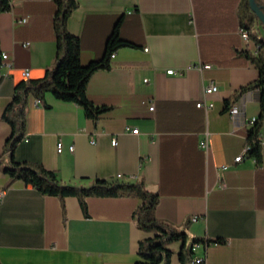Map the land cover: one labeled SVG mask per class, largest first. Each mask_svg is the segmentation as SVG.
<instances>
[{
  "label": "crops",
  "instance_id": "obj_1",
  "mask_svg": "<svg viewBox=\"0 0 264 264\" xmlns=\"http://www.w3.org/2000/svg\"><path fill=\"white\" fill-rule=\"evenodd\" d=\"M75 1L66 26L79 38L82 63L103 56L116 26L132 45L117 48L111 67L87 82V99L105 107L96 119L50 92L44 101L31 96L14 158L41 163L76 184L142 181L158 194L157 218L184 229L187 240L203 239L191 259L264 264V125L260 162L247 154L235 160L245 147L248 120L260 112L258 91H245L225 106L258 76L247 53L257 52L264 27L253 21L245 28L248 41L241 37V0ZM56 8L53 0H10L0 11V52L9 56V64L0 66V157L11 132L2 112L15 84L42 77L53 65ZM21 17L27 22H17ZM210 82L218 89L205 93ZM234 105L241 111L236 119L227 111ZM205 133L208 152L200 143ZM84 200L83 208L76 195L43 194L10 180L0 165V264H133L139 240L153 234L133 217L141 198ZM180 244H171L169 264H181Z\"/></svg>",
  "mask_w": 264,
  "mask_h": 264
},
{
  "label": "trees",
  "instance_id": "obj_2",
  "mask_svg": "<svg viewBox=\"0 0 264 264\" xmlns=\"http://www.w3.org/2000/svg\"><path fill=\"white\" fill-rule=\"evenodd\" d=\"M57 8L53 17V29L56 41V54L53 65L46 69L44 76L27 78L18 81L14 86V93L4 107L2 118L11 126V132L3 144L0 157L2 170L8 174L10 180L21 179L41 191L43 194L76 195L82 207H85L86 196H135L141 198V203L133 213L136 224L145 230L152 231L151 236L142 238L138 242L137 258L133 264H169L173 250L171 244L180 241L178 257L181 264H188L191 260L194 243L203 241L202 238L192 237L187 240V232L156 217L155 208L159 201L157 192L149 190L142 181L124 182L115 179H94L89 184H76L63 180L55 171L46 169L41 163L16 160L14 150L25 134L26 115L29 98L35 97L44 101L45 93L50 92L56 98L73 101L84 107L86 115L96 119L105 109L94 106L86 95V86L90 76L99 69L111 67L113 52L131 42L121 38L117 26L106 41L103 56L88 63L80 60L81 45L78 36L72 34L66 26V19L76 7L75 0H53ZM264 8V0H255ZM10 7V0H0V11ZM242 28H248L253 21H259L251 10L248 0H241L238 11ZM250 36V32H249ZM256 39V36H253ZM256 53H247L249 59L258 70V76L251 82L244 84L226 100V107L239 94L248 90H257L260 102V112L253 124L247 130L249 150L247 155L260 162L262 145L259 132L264 125V39H258ZM1 61V58H0ZM215 241H220L216 239Z\"/></svg>",
  "mask_w": 264,
  "mask_h": 264
},
{
  "label": "built area",
  "instance_id": "obj_3",
  "mask_svg": "<svg viewBox=\"0 0 264 264\" xmlns=\"http://www.w3.org/2000/svg\"><path fill=\"white\" fill-rule=\"evenodd\" d=\"M27 20H28V17H21V18L17 19V22H19V23H25V22H27ZM260 24H261V23H260ZM239 32H240L241 37H242L243 39H245V40L248 41V39H249V31H248L247 29H245V28L240 27ZM111 56H112V55H111ZM0 58H1L0 66H1V65L9 64V61H8L9 56H8L7 53L0 52ZM204 66H205V67H210V64H209V63H205ZM166 72H167V73H174L175 71H174V69H167ZM23 74H24L25 77H27V76H28V71L25 70ZM217 89H218L217 84L214 83V82H210V83L205 87V93H210V92L216 91ZM196 105H197L198 107H200L201 105H204L205 108H208V107H210L212 104H211V103L206 104V103L198 102V103H196ZM153 107H154V106H153V103H152V101H150V103H149V108H150V109H153ZM227 111H228V113L231 115V117H233L234 119L238 118L239 115H240V112H241L240 109H239V107H238L237 105L230 106V107L227 109ZM255 118H256V117H252V118H250V119L248 120V124H249V125L253 124V122L255 121ZM132 132H133V133H137V132H138V129H137V128L132 129ZM246 134H247V133H246ZM259 138H260V140H261V132H259ZM91 141L93 142V139H91ZM111 143H112L113 145H115V144H116V139L113 138V139L111 140ZM200 143H201V147L203 148V150H204L205 152H208L209 149H210V142H209V134H208V133H205V134H204V136H203V138L201 139ZM249 147H250V146H249V144H248V142H247V139H246V143H245V147H244L243 152H242L241 154L237 155V156L235 157V160H236V161L241 160V158L243 157V155H244V154H247V152H248V150H249ZM72 148H73V146H70V149H72ZM56 149H57L58 152H60V151L62 150V143H61V141H58V142H57ZM223 167H225V166H223ZM121 176H122L121 174H118V175H117V178H120ZM196 244H197V243H194V245L192 246V249L195 248ZM203 261H204V257H203V256H200V257H197V258H193V259H191L190 262H189L188 264H202Z\"/></svg>",
  "mask_w": 264,
  "mask_h": 264
},
{
  "label": "water",
  "instance_id": "obj_4",
  "mask_svg": "<svg viewBox=\"0 0 264 264\" xmlns=\"http://www.w3.org/2000/svg\"><path fill=\"white\" fill-rule=\"evenodd\" d=\"M251 10L256 14L262 27H264V8L262 5L257 4L255 0H248Z\"/></svg>",
  "mask_w": 264,
  "mask_h": 264
}]
</instances>
